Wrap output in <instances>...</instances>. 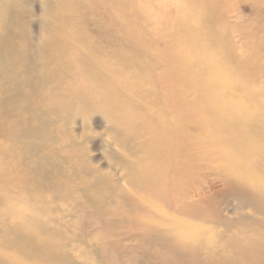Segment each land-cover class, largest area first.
<instances>
[{"label": "bare ground", "instance_id": "1", "mask_svg": "<svg viewBox=\"0 0 264 264\" xmlns=\"http://www.w3.org/2000/svg\"><path fill=\"white\" fill-rule=\"evenodd\" d=\"M252 1L264 23V0ZM30 2L0 0V205H8L0 218L12 219L0 227V247L48 259L51 239L67 245L70 216L59 197L7 186L22 171H50L39 141L51 140L65 164L81 158L68 126L77 115L113 112L130 127L115 145L133 151L118 158L116 180L96 170L83 194L108 186L130 208L121 216L134 221L139 240L189 264H251L242 258L245 238L264 260V27L259 41L252 35L237 46L223 26L224 0H41L32 36ZM50 125L68 127L65 143L45 133ZM212 171L245 201L249 218H228L202 197ZM96 215L105 228L116 223ZM0 264H9L1 252Z\"/></svg>", "mask_w": 264, "mask_h": 264}, {"label": "rangeland", "instance_id": "2", "mask_svg": "<svg viewBox=\"0 0 264 264\" xmlns=\"http://www.w3.org/2000/svg\"><path fill=\"white\" fill-rule=\"evenodd\" d=\"M226 3H228V8ZM253 3L254 1L251 3V0H224V5L228 10V18L223 26L231 33L237 46L242 42H246L252 35L257 36L256 38L259 41V34L262 33L261 30L264 27V23H262L261 19L262 14H258L255 3ZM27 7L28 10H32V15H35L31 20L32 26L30 27L32 36H35L39 33L38 31L41 26V0H31L30 6ZM66 14L67 12H64L61 15L65 16ZM35 18L36 21L34 20ZM86 26L87 25L84 23L81 25L85 32L89 34L94 33L93 28L88 26L87 28ZM130 29H132V31L135 29V33H140L139 27L132 26ZM126 51L129 52L127 48ZM63 116L66 117L68 115L63 114ZM84 116L86 117L85 114L80 116L77 115L74 124L68 126L73 138L74 136L77 137L78 140L76 139V142L78 141L77 143L83 145L81 146V150L80 147L75 150L77 154L79 152L78 157L81 158H78L75 162H71L70 165L65 164L64 161L60 159L59 150L56 154V151L53 152L51 149H48V146L53 144L52 141L42 140L39 141V143L45 146L46 149H44V153L50 156V163L47 161L43 163L50 171L48 173L36 172L33 173L31 177L25 175L22 171L20 176L17 178L14 177L15 179L12 176L4 178L6 181L13 178L11 181L12 183L7 186V191L12 194L20 193L23 188H29L31 193H34V195L38 197L40 195L50 199L54 196L59 197L61 202L58 201V205L63 211L62 214L65 213L64 215L70 216L68 219L69 222L62 228V231H65L64 233L70 238L69 242L65 245L67 240H65V243H61L59 242L60 240L54 241V238L51 239L52 247L50 250H47L51 253V256H49L48 259L46 257L41 258L37 256L38 254L36 253H33L34 256L32 254L28 256L13 248L1 246L0 252L2 254V259L9 264H189V262H191L190 259L181 258L173 253L163 254V251L160 252L158 247H153L152 245L146 246L144 242L139 240V234L136 232V229H138L137 225L134 221H129V219L121 216L125 210L127 211V209L130 208L126 205L124 199L119 197L118 194L112 193L113 190L108 189V186L101 190L96 189L90 191L93 189L91 187L90 189L88 188V192L83 194L84 191L82 190L87 188L86 184H90L93 176L95 177L98 175L94 172L96 170L105 174L107 180H109L108 182L112 181V179L116 180L118 176L115 177L116 179L113 177L116 174L118 175L117 172L121 170L118 164V158L124 153L133 151L131 146L127 143V146H124V142L122 144L119 142L120 146L115 145L119 135L120 138L130 136V127H127L129 125H127L125 119L119 122L114 121L116 118L113 112L110 116L98 112L90 116L89 121H84ZM88 117L87 115L86 118L88 119ZM68 127H62L63 131H61L60 126L54 129L53 125H50L45 133L47 135L52 134L56 138L62 139L65 143L67 141L66 137L68 134L66 129H68ZM0 141H2V138H0ZM65 155L69 157L72 156L69 153ZM21 156L22 154H17L15 163L19 162ZM34 160L37 159L35 158ZM19 165L18 163L17 166L19 167ZM57 168L61 169V172L65 174H59ZM69 168L77 173V177H68L70 176ZM87 171L94 172L92 177L91 175H87ZM211 173H213V175H211ZM119 174L121 176V172ZM28 178H30V182L27 181ZM202 182H204L202 197L204 199H215L213 202L214 206H212L214 209L219 208L223 215L234 220L236 219V221L242 220L244 217H250L252 210H249L248 205H246L245 201L239 196L226 191L228 190L227 184L224 182V179L220 177L218 172H216V174L214 171L208 173V176L201 181V185ZM121 185L124 189L126 188V184L122 183V181ZM2 195L3 193H0V196ZM66 202L68 203L66 204ZM0 207L2 212L8 209L7 204L0 205ZM98 211L101 212V216L102 214L106 215L105 212L111 211L109 215L105 216V220L109 218L110 221L107 220L105 222H116L113 224V227L110 229L105 228L104 225L102 226V223L98 222V220H100V216L96 215ZM115 213L117 215H115ZM135 215L136 214H133V216ZM0 219L2 220H0L1 228H3L2 226L5 223H12V219L9 216L6 217L3 215ZM108 230L109 233L112 234L111 236ZM2 244L3 240L0 238V245ZM249 244L248 238H245L241 242L243 246L242 258L245 259L246 257L249 261L248 263L251 264H264L262 255L259 256V254L256 253L252 254L247 250ZM222 245L226 247L229 246L227 242L222 243ZM261 259L262 261H260ZM220 260V258H217L216 260L210 261L209 258L205 257L202 262L207 263L209 261V264H218ZM227 263L231 264L229 262L223 264Z\"/></svg>", "mask_w": 264, "mask_h": 264}]
</instances>
